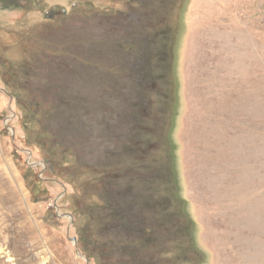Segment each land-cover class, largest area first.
I'll return each instance as SVG.
<instances>
[{
  "label": "rangeland",
  "instance_id": "rangeland-1",
  "mask_svg": "<svg viewBox=\"0 0 264 264\" xmlns=\"http://www.w3.org/2000/svg\"><path fill=\"white\" fill-rule=\"evenodd\" d=\"M161 29L171 32L149 38ZM156 52L171 74L164 66L136 108L135 67L142 58L156 76ZM31 105L81 163L139 137L146 118L170 164L157 177L200 250L194 264H264V0H0V264H98L81 248L94 176L48 169L25 141ZM123 199L136 219L135 197ZM161 223L172 248L178 235Z\"/></svg>",
  "mask_w": 264,
  "mask_h": 264
},
{
  "label": "trees",
  "instance_id": "trees-1",
  "mask_svg": "<svg viewBox=\"0 0 264 264\" xmlns=\"http://www.w3.org/2000/svg\"><path fill=\"white\" fill-rule=\"evenodd\" d=\"M169 32H171L169 29H161L158 34H150L149 38L153 35H166ZM162 54L155 53L160 70L153 78L148 70L149 63L142 58L138 60L134 82L140 88H138L139 93L143 95L141 94L142 100L138 98L133 102L136 108L148 107L149 99L152 101L148 92L158 91L159 85L156 81L165 76L164 66H167L171 74L172 59L167 61ZM19 96H15L17 103L22 104L23 100ZM144 96L149 99L144 100ZM162 98L164 100L158 104V107L166 110L164 107L166 99L170 100L171 104L172 97L164 94ZM25 107L21 110L25 141L28 145L39 149L48 169L58 176L62 175V171L67 170L74 178L85 173L94 176L84 184V189L99 196L97 202L86 206L85 213L89 224L81 232L84 242L81 248L88 260H94L98 264H194L199 261V258H196V251L200 253V250L189 239L190 228L178 217V213L172 207L169 185L164 187L167 181L159 180L157 177L159 170L157 171L156 168L161 170L167 163L169 167L170 164L168 159L157 153L154 144L156 138L150 137L146 129L148 127L146 118L141 122L139 119L136 120L140 123L137 125L143 128L139 137L123 140L120 144L114 143V151L100 153L94 160L81 163L77 162L79 160L67 159L73 149L72 146L55 140V137H49L50 135L44 130L41 118L46 109L39 105ZM151 107L155 106L151 105ZM129 169L140 171V175L137 178H126L121 175ZM169 169L166 166L165 170ZM167 175V180L173 181V185L176 186L173 170L168 171ZM37 181L39 182L40 179ZM119 187L123 190H117ZM161 190L164 192L162 193ZM127 192L129 196L135 197L134 204L131 205L138 207L139 215L136 213L133 216L136 219L131 218L129 212H124L123 196ZM158 192L161 199L155 204L150 199ZM33 197L36 201L35 195ZM157 211H159L158 215ZM161 217H166L173 224L168 226L173 230L172 237L178 235L173 241L172 248L164 244L165 240H161L162 223L158 227ZM88 235L94 245L92 248L87 242Z\"/></svg>",
  "mask_w": 264,
  "mask_h": 264
},
{
  "label": "bare ground",
  "instance_id": "bare-ground-1",
  "mask_svg": "<svg viewBox=\"0 0 264 264\" xmlns=\"http://www.w3.org/2000/svg\"><path fill=\"white\" fill-rule=\"evenodd\" d=\"M245 42V41H244ZM245 46V44H243ZM245 90V89H244ZM248 90V89H247Z\"/></svg>",
  "mask_w": 264,
  "mask_h": 264
}]
</instances>
